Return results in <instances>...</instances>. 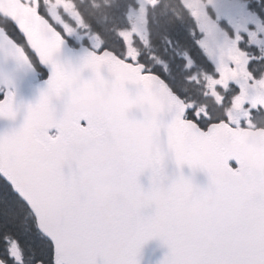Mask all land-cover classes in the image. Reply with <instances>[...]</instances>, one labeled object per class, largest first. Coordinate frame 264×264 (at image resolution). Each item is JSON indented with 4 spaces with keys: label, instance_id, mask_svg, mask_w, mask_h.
<instances>
[{
    "label": "snow or ice",
    "instance_id": "snow-or-ice-1",
    "mask_svg": "<svg viewBox=\"0 0 264 264\" xmlns=\"http://www.w3.org/2000/svg\"><path fill=\"white\" fill-rule=\"evenodd\" d=\"M264 264V0H0V264Z\"/></svg>",
    "mask_w": 264,
    "mask_h": 264
},
{
    "label": "water",
    "instance_id": "water-1",
    "mask_svg": "<svg viewBox=\"0 0 264 264\" xmlns=\"http://www.w3.org/2000/svg\"><path fill=\"white\" fill-rule=\"evenodd\" d=\"M166 251L167 249L162 247L159 241L150 242L144 249L142 264H159Z\"/></svg>",
    "mask_w": 264,
    "mask_h": 264
}]
</instances>
